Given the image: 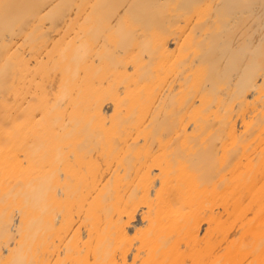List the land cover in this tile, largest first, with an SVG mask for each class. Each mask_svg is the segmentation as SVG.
<instances>
[{
  "label": "bare ground",
  "instance_id": "1",
  "mask_svg": "<svg viewBox=\"0 0 264 264\" xmlns=\"http://www.w3.org/2000/svg\"><path fill=\"white\" fill-rule=\"evenodd\" d=\"M0 264H264V0H0Z\"/></svg>",
  "mask_w": 264,
  "mask_h": 264
}]
</instances>
